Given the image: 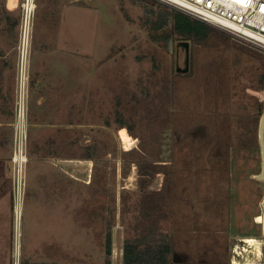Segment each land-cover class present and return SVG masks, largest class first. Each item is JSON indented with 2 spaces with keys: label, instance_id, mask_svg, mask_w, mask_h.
<instances>
[{
  "label": "rangeland",
  "instance_id": "1",
  "mask_svg": "<svg viewBox=\"0 0 264 264\" xmlns=\"http://www.w3.org/2000/svg\"><path fill=\"white\" fill-rule=\"evenodd\" d=\"M24 1L0 0V264H104L109 229L112 264H123L125 238L151 224L170 232L176 260L264 264L260 120H253L257 101L264 103V90L255 89L264 49L217 26L202 42L170 25L157 40L160 3L171 5L160 0H34L22 70L16 21ZM171 32L173 47L190 41L187 73L176 70ZM42 49L57 52L46 67ZM41 75L77 78L61 116L66 130L31 132ZM216 131L225 140L214 141ZM20 134L27 162L19 195L12 155ZM167 158L170 167H157ZM163 181L159 196L172 210L158 206L150 217L145 190Z\"/></svg>",
  "mask_w": 264,
  "mask_h": 264
},
{
  "label": "trees",
  "instance_id": "2",
  "mask_svg": "<svg viewBox=\"0 0 264 264\" xmlns=\"http://www.w3.org/2000/svg\"><path fill=\"white\" fill-rule=\"evenodd\" d=\"M160 5H162L161 8L163 10L157 16V20L153 21V28L162 31L161 34L157 35V40H163L164 38H166L167 32L164 29L168 25L171 26L172 31L175 34H177L180 38L194 39L197 42H202L206 40L209 37L210 33L218 30V28H216L214 25L205 22L201 19H198L173 5H166L162 3H160ZM153 38L155 39V37ZM259 83L260 84L256 86L255 89L264 90V73H259ZM257 102H258V111L253 119L255 121H259L264 112V103L259 100ZM123 126L126 125L125 123H123V121H121V127ZM127 128L129 130L131 129L129 126H127ZM227 133L225 134L227 135ZM225 134L216 131V137L214 141L225 140ZM235 143H236L235 146L239 148L241 147L243 148L244 145L242 144H245L240 139H237ZM162 154L163 153H161V155ZM164 156L166 155L164 154ZM214 156L216 157V155ZM155 163L157 164V167L162 166L165 169L170 167L168 158L166 160H163L162 162L159 161V159H156ZM225 166H226L225 167L226 177H228V158H226ZM164 189L165 188L163 181V183H161V187L150 186L145 190L147 191L146 201L152 205V207L147 208L148 210L147 215H150V217H153L155 214L159 212L158 206H161L163 208L167 205L164 209H167L169 211L172 210L169 202L168 204L166 203V198L159 196L161 194L159 192H162V190L164 191ZM158 196L160 197V200L153 202L155 198H157L158 200ZM104 246H105L104 264H112L111 257L113 253V242H112V233L110 229L107 232ZM174 254H175V246L172 236L170 235V232L159 230L157 226L151 224L149 226L142 228L140 232L137 231L133 235H130L125 238L123 245V264H229V262H222L218 260L217 261L210 260L206 262L203 261L193 262V261H189L188 259L176 260L174 258ZM36 264H61V263L41 262Z\"/></svg>",
  "mask_w": 264,
  "mask_h": 264
},
{
  "label": "built area",
  "instance_id": "3",
  "mask_svg": "<svg viewBox=\"0 0 264 264\" xmlns=\"http://www.w3.org/2000/svg\"><path fill=\"white\" fill-rule=\"evenodd\" d=\"M188 14L223 28L234 36L264 49V0H160ZM35 4V2H34ZM35 6L29 7L28 0L22 4L19 25V57L22 70L26 68L29 44L33 29ZM26 108L21 99L17 121L24 122ZM26 141L20 134L15 137L12 164L14 185L17 194L25 187V164L27 162Z\"/></svg>",
  "mask_w": 264,
  "mask_h": 264
},
{
  "label": "crops",
  "instance_id": "4",
  "mask_svg": "<svg viewBox=\"0 0 264 264\" xmlns=\"http://www.w3.org/2000/svg\"><path fill=\"white\" fill-rule=\"evenodd\" d=\"M19 23L20 19L16 21V26H18L17 30H19ZM52 53L57 54L56 49L41 50L42 66H49V57L53 55ZM58 60L59 58L57 61ZM53 64L56 65V63ZM34 83L36 87L33 88L31 92L30 100L31 132H41V134H48L50 131L55 129L57 132H59V128L62 127L66 130L61 116H64L63 109L66 107L67 97L71 95L74 90L77 93V78L72 79L66 77L65 75H41L34 81ZM59 108L62 109V112H57ZM71 126L72 123L68 124L66 127L69 128ZM69 146H72V143H70ZM52 148L53 147L50 149ZM56 149H60V147L57 145ZM56 149L52 150L53 154H51V150L48 149L46 152L53 155L56 159H64L66 164H69L70 166L76 163L73 162L75 160L74 157H66L63 155V150L59 151ZM60 152L62 154H60ZM67 161L69 163H67Z\"/></svg>",
  "mask_w": 264,
  "mask_h": 264
},
{
  "label": "water",
  "instance_id": "5",
  "mask_svg": "<svg viewBox=\"0 0 264 264\" xmlns=\"http://www.w3.org/2000/svg\"><path fill=\"white\" fill-rule=\"evenodd\" d=\"M174 45V35L173 32L170 33L168 37V48L173 51ZM180 47L185 49V56L183 61V66L180 64L179 56L177 53V60H176V70L181 73H187L190 70V49L191 44L189 40H180L176 43L177 52L179 51ZM259 132H260V141L264 144V112L260 118L259 123ZM260 179H264V151H263V162H262V170L261 173L258 175ZM263 206V234H264V198L262 201Z\"/></svg>",
  "mask_w": 264,
  "mask_h": 264
},
{
  "label": "bare ground",
  "instance_id": "6",
  "mask_svg": "<svg viewBox=\"0 0 264 264\" xmlns=\"http://www.w3.org/2000/svg\"><path fill=\"white\" fill-rule=\"evenodd\" d=\"M28 6H29V7L35 6V4H34V0H28ZM259 142H260V146H261L262 162H263L264 144H262L261 141H260V132H259ZM261 168H262V165H261ZM261 170H262V169H261ZM260 173H261V172H260ZM260 173H259V174H260ZM259 174H257V177H258ZM258 179H260V178L258 177ZM262 180H264V179H262ZM262 201H263V200H262Z\"/></svg>",
  "mask_w": 264,
  "mask_h": 264
},
{
  "label": "flooded vegetation",
  "instance_id": "7",
  "mask_svg": "<svg viewBox=\"0 0 264 264\" xmlns=\"http://www.w3.org/2000/svg\"><path fill=\"white\" fill-rule=\"evenodd\" d=\"M174 49H175L176 60H177V53H178V56H179V61L181 60V55L182 54H183V58H184V56H185V49L183 47H180V49H179L178 52H177V48L176 47H174ZM190 61H191V51H190Z\"/></svg>",
  "mask_w": 264,
  "mask_h": 264
}]
</instances>
